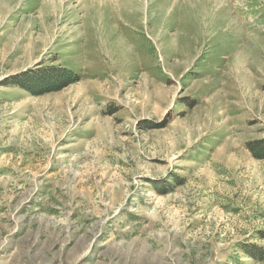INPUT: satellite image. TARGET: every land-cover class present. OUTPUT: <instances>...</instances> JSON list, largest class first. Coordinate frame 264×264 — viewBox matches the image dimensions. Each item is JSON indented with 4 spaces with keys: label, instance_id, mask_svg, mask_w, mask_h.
I'll list each match as a JSON object with an SVG mask.
<instances>
[{
    "label": "rangeland",
    "instance_id": "1",
    "mask_svg": "<svg viewBox=\"0 0 264 264\" xmlns=\"http://www.w3.org/2000/svg\"><path fill=\"white\" fill-rule=\"evenodd\" d=\"M0 264H264V0H0Z\"/></svg>",
    "mask_w": 264,
    "mask_h": 264
},
{
    "label": "trees",
    "instance_id": "2",
    "mask_svg": "<svg viewBox=\"0 0 264 264\" xmlns=\"http://www.w3.org/2000/svg\"><path fill=\"white\" fill-rule=\"evenodd\" d=\"M28 74L26 73H23L22 75H20V77H11L10 80H13L14 81V85H22L24 86L26 82L22 81L23 79H28L29 75L27 76Z\"/></svg>",
    "mask_w": 264,
    "mask_h": 264
},
{
    "label": "bare ground",
    "instance_id": "3",
    "mask_svg": "<svg viewBox=\"0 0 264 264\" xmlns=\"http://www.w3.org/2000/svg\"><path fill=\"white\" fill-rule=\"evenodd\" d=\"M221 2V1H220ZM141 4V3H140ZM197 4V3H196ZM195 14V13H194Z\"/></svg>",
    "mask_w": 264,
    "mask_h": 264
}]
</instances>
